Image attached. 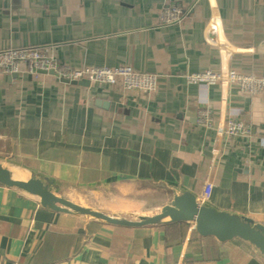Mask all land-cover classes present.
<instances>
[{
  "label": "crops",
  "instance_id": "1",
  "mask_svg": "<svg viewBox=\"0 0 264 264\" xmlns=\"http://www.w3.org/2000/svg\"><path fill=\"white\" fill-rule=\"evenodd\" d=\"M172 4L184 16L162 24ZM27 46L72 68L127 64L158 83L148 92L24 66L0 74V162L12 174L48 177L56 194L123 215L159 213L183 191L199 198L210 180L204 204L264 225V91L186 78L264 75V0H0V49ZM205 107L212 128L196 122ZM229 116L253 137L218 130ZM112 191L113 202H84ZM0 264H264V255L238 238L201 237L191 223L126 228L56 212L0 184Z\"/></svg>",
  "mask_w": 264,
  "mask_h": 264
},
{
  "label": "built area",
  "instance_id": "2",
  "mask_svg": "<svg viewBox=\"0 0 264 264\" xmlns=\"http://www.w3.org/2000/svg\"><path fill=\"white\" fill-rule=\"evenodd\" d=\"M184 16V11L180 6L172 4L161 11L160 22L162 24H172L178 22ZM24 66L26 72L39 76L42 71H52L58 79L68 81H78L87 79L90 82L120 84L125 90L155 91L158 83V75L153 72L139 71L127 64L114 67L95 66L72 68L61 64L58 60L50 56L45 50L37 46L8 47L0 49V74L12 75L20 71ZM190 83L212 85L216 83L226 85H237L242 90L249 93L264 91V75L245 74L228 69L223 71L204 70L192 72L186 75ZM196 122L206 128L214 127L213 109L205 107L199 110ZM227 136H241L252 138L254 134L253 126L242 119L229 116L223 127L218 129ZM213 184L207 180L199 197L204 203L212 194Z\"/></svg>",
  "mask_w": 264,
  "mask_h": 264
},
{
  "label": "water",
  "instance_id": "3",
  "mask_svg": "<svg viewBox=\"0 0 264 264\" xmlns=\"http://www.w3.org/2000/svg\"><path fill=\"white\" fill-rule=\"evenodd\" d=\"M213 36L215 31L212 30ZM41 73L53 74L52 71ZM62 82L89 85L87 79ZM104 105H107L104 103ZM0 184L15 187L29 194L38 196L43 207L56 212L96 220L104 224L139 228L154 225H169L174 223H191L201 237H214L220 242L241 239L253 245L264 255V225L255 222L248 216H241L228 211L218 210L208 206L189 191L176 194L171 203L164 205L159 213L152 215H138L135 219L119 214H110L102 210L73 202L52 190L53 181L48 177L31 176L28 179H17L10 168L0 162Z\"/></svg>",
  "mask_w": 264,
  "mask_h": 264
},
{
  "label": "rangeland",
  "instance_id": "4",
  "mask_svg": "<svg viewBox=\"0 0 264 264\" xmlns=\"http://www.w3.org/2000/svg\"><path fill=\"white\" fill-rule=\"evenodd\" d=\"M141 188H142V186H141ZM113 193H115V192L112 191V192L106 193V194H99V193L90 192V193H87V198L84 200V202L85 203H92V204H101L102 202L103 203L104 202H111L112 198H114ZM81 205H83V204H81ZM85 206H87V205H85ZM92 208L102 210V211L110 213V214H119V215L126 216L128 218H133V219H135L138 215H141V213L138 211H134V212L128 213L126 215H123L119 211H114V210H112L110 208H106V207H101L102 209L98 208V207H92Z\"/></svg>",
  "mask_w": 264,
  "mask_h": 264
},
{
  "label": "bare ground",
  "instance_id": "5",
  "mask_svg": "<svg viewBox=\"0 0 264 264\" xmlns=\"http://www.w3.org/2000/svg\"><path fill=\"white\" fill-rule=\"evenodd\" d=\"M14 169H15V170H14L13 175H14L15 178L19 179V178H20V175L22 176V174H21L19 171H17L16 168H14ZM12 170H13V169H12Z\"/></svg>",
  "mask_w": 264,
  "mask_h": 264
},
{
  "label": "trees",
  "instance_id": "6",
  "mask_svg": "<svg viewBox=\"0 0 264 264\" xmlns=\"http://www.w3.org/2000/svg\"><path fill=\"white\" fill-rule=\"evenodd\" d=\"M182 223H185V222H182ZM174 224H177V223H174Z\"/></svg>",
  "mask_w": 264,
  "mask_h": 264
}]
</instances>
